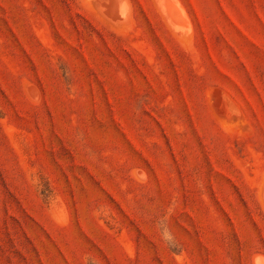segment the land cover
<instances>
[{"label":"rangeland","instance_id":"rangeland-1","mask_svg":"<svg viewBox=\"0 0 264 264\" xmlns=\"http://www.w3.org/2000/svg\"><path fill=\"white\" fill-rule=\"evenodd\" d=\"M117 1L0 0V264H264V0Z\"/></svg>","mask_w":264,"mask_h":264},{"label":"bare ground","instance_id":"bare-ground-1","mask_svg":"<svg viewBox=\"0 0 264 264\" xmlns=\"http://www.w3.org/2000/svg\"><path fill=\"white\" fill-rule=\"evenodd\" d=\"M125 2V0H123ZM122 0H119V2L117 3L116 9H113L114 11H116V14H119L120 16L124 15L127 13L128 16V8L126 7L127 5H125V3ZM128 1V0H127ZM127 4V3H126ZM164 4V3H163ZM130 9V8H129ZM165 10V9H164ZM171 16V15H169ZM130 17V16H129ZM262 263V262H261ZM263 264V263H262Z\"/></svg>","mask_w":264,"mask_h":264}]
</instances>
